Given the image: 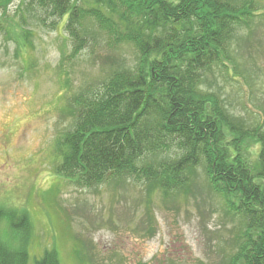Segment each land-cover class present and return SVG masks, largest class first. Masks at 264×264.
<instances>
[{
  "label": "trees",
  "instance_id": "16d2710c",
  "mask_svg": "<svg viewBox=\"0 0 264 264\" xmlns=\"http://www.w3.org/2000/svg\"><path fill=\"white\" fill-rule=\"evenodd\" d=\"M14 1L0 0V8ZM22 5L29 10L21 14L24 24L64 29L73 58L88 48L94 56L101 41L93 29L108 48L134 50L132 61L107 56L105 78L69 101L64 113L71 124L56 145V175L82 186L144 179L149 194L163 201L209 190L236 221L225 248L218 240V264H264V122L257 118L251 127L246 116L232 113L209 90L208 77L226 69V79L234 82L229 63L240 75L232 47L243 40L238 36L243 19L260 10V1L23 0ZM14 27L21 45L27 44L32 31L20 22ZM32 229L25 210L0 207V264H29ZM34 264L61 262L55 249H46Z\"/></svg>",
  "mask_w": 264,
  "mask_h": 264
},
{
  "label": "rangeland",
  "instance_id": "374dc122",
  "mask_svg": "<svg viewBox=\"0 0 264 264\" xmlns=\"http://www.w3.org/2000/svg\"><path fill=\"white\" fill-rule=\"evenodd\" d=\"M259 1L260 10L244 17L238 31L243 40L232 47L240 75L229 61L234 82L226 79V69L208 75L209 90L251 127L257 118L264 122V0ZM22 2L0 8V207L29 213V264L46 249H55L61 264H218V240L225 248L236 221L209 190L197 199L163 201L149 194L144 179L82 186L56 175V145L71 124L64 113L69 101L105 78L107 56L132 61L134 50L108 48L92 27L101 41L94 56L88 48L73 58L64 29L22 22L29 13ZM18 22L32 31L23 46L12 33ZM249 150L257 156L255 144Z\"/></svg>",
  "mask_w": 264,
  "mask_h": 264
}]
</instances>
